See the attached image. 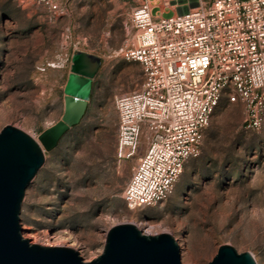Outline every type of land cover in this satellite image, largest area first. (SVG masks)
Returning a JSON list of instances; mask_svg holds the SVG:
<instances>
[{"label": "rangeland", "instance_id": "obj_1", "mask_svg": "<svg viewBox=\"0 0 264 264\" xmlns=\"http://www.w3.org/2000/svg\"><path fill=\"white\" fill-rule=\"evenodd\" d=\"M172 3L178 7L169 6V14L197 4ZM135 4L73 0L58 14L33 0H0V131L12 125L38 140L62 116L72 56L83 51L101 61L84 116L45 151L26 188L21 234L31 243L71 247L90 261L112 226L132 223L144 234L169 233L183 264H209L223 244L264 264V118L258 130L244 129L243 105L226 94L169 196L136 209L123 199L135 159L116 156L114 98L142 82L140 64L121 52L132 40Z\"/></svg>", "mask_w": 264, "mask_h": 264}, {"label": "built area", "instance_id": "obj_2", "mask_svg": "<svg viewBox=\"0 0 264 264\" xmlns=\"http://www.w3.org/2000/svg\"><path fill=\"white\" fill-rule=\"evenodd\" d=\"M33 1L64 14L73 0ZM133 1L132 40L121 52L140 64L142 82L114 98L116 156L135 159L123 191L130 209L169 196L222 95L243 105L244 129L264 118V0H195L171 14L174 0Z\"/></svg>", "mask_w": 264, "mask_h": 264}, {"label": "water", "instance_id": "obj_3", "mask_svg": "<svg viewBox=\"0 0 264 264\" xmlns=\"http://www.w3.org/2000/svg\"><path fill=\"white\" fill-rule=\"evenodd\" d=\"M100 58L83 51L71 58L64 86L61 118L34 139L12 125L0 131V264H183L179 247L169 233L144 234L132 223H119L107 231L102 253L85 261L78 251L63 245L31 243L21 234L19 213L26 188L44 163V153L84 116L92 79ZM209 264H256L253 255L232 245L219 246Z\"/></svg>", "mask_w": 264, "mask_h": 264}, {"label": "trees", "instance_id": "obj_4", "mask_svg": "<svg viewBox=\"0 0 264 264\" xmlns=\"http://www.w3.org/2000/svg\"><path fill=\"white\" fill-rule=\"evenodd\" d=\"M74 126H75V125H74ZM69 129H70V128H69ZM69 129H68V130H69ZM68 130H67V131H68ZM67 131H66V132H67ZM66 132H65V133H66ZM65 133H64V134H65ZM64 134H63V135H64ZM57 144H58V143H57Z\"/></svg>", "mask_w": 264, "mask_h": 264}]
</instances>
